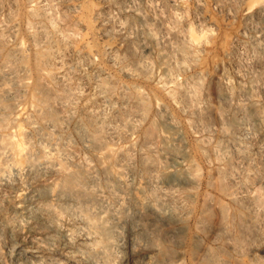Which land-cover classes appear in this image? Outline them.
Returning <instances> with one entry per match:
<instances>
[{"label":"bare ground","instance_id":"bare-ground-1","mask_svg":"<svg viewBox=\"0 0 264 264\" xmlns=\"http://www.w3.org/2000/svg\"><path fill=\"white\" fill-rule=\"evenodd\" d=\"M220 1L239 19L223 49L236 92L222 91L221 64L179 81L209 29L178 27L180 0H23L20 16L16 0H0V264H224L209 244L219 225L205 233L200 216L185 236L198 153L264 230V0ZM57 5L84 27L86 5L91 37L73 44ZM135 64L182 117L157 100L156 124L142 128V111L102 80L132 77ZM203 203L217 223L214 195ZM225 241L240 264H264V243Z\"/></svg>","mask_w":264,"mask_h":264},{"label":"rangeland","instance_id":"rangeland-1","mask_svg":"<svg viewBox=\"0 0 264 264\" xmlns=\"http://www.w3.org/2000/svg\"><path fill=\"white\" fill-rule=\"evenodd\" d=\"M163 1L168 2V0ZM199 1L202 3L201 6L197 5V0H180L177 7L178 15L175 19L173 18L174 22L180 28L198 25L205 29L209 28L203 33L199 52L195 55V64L193 63L186 72L179 73V81L184 85L186 80L194 78L195 75L198 76L199 70H210L214 64H221L225 73L230 77L229 84H223L221 86L222 91L229 89L232 92H236L239 78L235 74L234 66L224 57L223 49L233 46L235 39L234 35L239 26V19L238 17L228 18L219 5L221 3L220 0ZM16 2L19 13L18 16H20L23 0H16ZM80 11L78 15L85 23V27L78 22V18L75 14L64 11L60 6L57 5L52 10L56 25L63 28H70L71 32L75 31V37L72 38L71 41L75 45L76 43H81L88 39V37L90 38L92 33H94V22L90 20L92 23H89L88 20L90 18V9L84 5ZM90 40L92 43H97L99 47L103 45L101 39L93 37ZM31 56V54H28L27 60H31ZM116 66L118 67L119 65L117 64ZM114 67L115 65H113V68ZM133 67L136 70L132 77L121 79L118 74L112 72L111 76L104 77L102 80L106 84L109 82V79L113 80V83L109 82L110 84H108L111 90L121 98L124 97L134 102L136 107L142 111V128L148 124H156L155 114L157 100L165 101L176 116L182 117L184 115L181 103L168 97L167 94L155 84L151 76L146 75L143 71L138 69L137 64L133 65ZM206 83L207 78L205 75L197 79L198 88L201 91L203 87L205 88ZM194 156L198 162L197 166L201 184L191 203L192 211L191 216L186 222L187 231L185 236L194 231V220L197 217L202 216L206 218L205 233L210 231L215 232V230L218 229V225L220 227V229L217 230L216 241L214 243H209L212 251H216L222 255L224 264H240V260L235 257L233 251L227 246L225 237L229 235L234 240H243L246 243L254 241L257 243H264V230L258 229L249 213V209L245 207L244 202L231 201L225 197L228 183L225 178L224 169L214 172L212 160L202 159L199 153L196 155L194 154ZM205 192L207 195H214L217 200L220 212L219 220H216L217 223L213 222L215 214L212 208H209L207 212L201 213V209L204 205L203 195ZM204 237L201 235L202 240H204ZM258 261L259 259L257 258L250 260L251 263H257ZM185 264H191L190 260L186 259Z\"/></svg>","mask_w":264,"mask_h":264}]
</instances>
